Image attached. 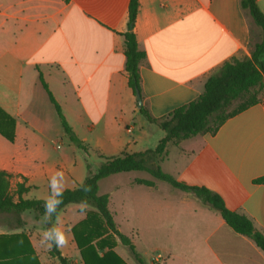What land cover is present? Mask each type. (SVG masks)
Wrapping results in <instances>:
<instances>
[{"label": "crops", "instance_id": "obj_1", "mask_svg": "<svg viewBox=\"0 0 264 264\" xmlns=\"http://www.w3.org/2000/svg\"><path fill=\"white\" fill-rule=\"evenodd\" d=\"M256 1L264 13V0ZM129 3L0 0V107L16 119L14 142L0 135V170L10 175L13 190L18 184L29 188L25 199L45 200L56 170L64 172L65 189L76 188L88 174L74 148L72 160L49 154V143L58 154L67 135L40 74L96 158L92 170L105 158L155 150L166 137L163 130L155 145H146L161 128L140 113L128 85L123 34ZM134 32L145 53L139 66L143 106L155 119L195 101L226 62L250 59L262 36L241 0H139ZM82 155L87 167V154ZM151 162L177 180L220 194L229 209L247 216L264 234V184L255 182L264 177V95L215 133L169 141L163 155H152ZM149 176L104 193L118 230L146 264H264V251L228 226L218 211ZM69 205L59 214L68 234L67 245L59 250L71 264H83L72 229L92 208L77 205L79 218L72 220L66 214ZM15 224L3 217L0 236L24 232L36 257H24L19 246L0 240L1 264L60 263L51 256L52 248L40 243V222L25 223V229ZM116 241L114 252L126 264H139Z\"/></svg>", "mask_w": 264, "mask_h": 264}, {"label": "trees", "instance_id": "obj_2", "mask_svg": "<svg viewBox=\"0 0 264 264\" xmlns=\"http://www.w3.org/2000/svg\"><path fill=\"white\" fill-rule=\"evenodd\" d=\"M241 6L249 11L255 24L262 31L260 42L253 46L251 58L233 59L226 62L218 73L208 78L204 92L195 101L174 110L165 118L155 119L145 106L141 107L140 113L150 123L156 124L167 134L156 149L140 154H124L105 158L100 161L95 170H92L90 162L87 161L88 174L84 182L76 188L65 189L63 203L58 209L59 214L67 205L73 203L89 205L92 208L87 211L86 218L72 229L83 264H126L113 250L117 245L116 238L128 248L139 264H146L136 251L131 239L118 230L109 209V196L99 192V185L103 179L114 174L133 171H145L154 179L168 183L183 192L192 193L203 204L218 211L227 225L235 232L250 237L264 251V234L255 228L247 216L229 209L220 194L205 186L190 185L177 180L164 172L160 166L152 162L148 164L152 155L156 157L163 155L169 141L187 139L197 134L215 133L229 117L261 101V96H258L257 93V97L250 96L249 101L237 109L228 110L238 98L249 94L251 89L264 86V13L256 0H241ZM138 9L139 0H130L128 31L123 34L128 85L134 95L136 91L140 92L139 66L145 58V53L138 48L134 32ZM40 81L55 107L64 133L74 146L88 155L86 145L69 124L42 74H40ZM0 135L10 142H14L16 136V119L1 107ZM255 182L264 184V177L255 180ZM136 183L146 186L155 185L153 180L144 179H137ZM28 190L29 188L24 184H18L13 190L10 175L0 170V214L14 218L16 228H20L24 224L21 215L25 211H33L36 219L44 216V200L25 199L23 194ZM54 222L53 218L51 223ZM49 226L46 223L45 229ZM0 240H9L19 246V254L24 257H36L31 242L24 232L0 236ZM105 249L106 251L100 255V251ZM50 254L57 258L60 264H69L68 259L61 254L59 249L53 247ZM1 261H3L2 258H0V264Z\"/></svg>", "mask_w": 264, "mask_h": 264}, {"label": "rangeland", "instance_id": "obj_3", "mask_svg": "<svg viewBox=\"0 0 264 264\" xmlns=\"http://www.w3.org/2000/svg\"><path fill=\"white\" fill-rule=\"evenodd\" d=\"M257 93H258V96H263L264 95V86L262 88H253L251 89L250 93L247 94L245 97H240L238 98L233 104L232 106L228 109L229 111H232L234 109H237L240 105L246 103L249 101V98L250 96H253L255 95L257 97ZM156 126V125H155ZM156 130V129H155ZM159 131H155L153 134H152V138L150 137V140L149 142H146V145L147 146H153L155 145L156 142H154L156 139H157V135H164L165 132L162 130V129H158ZM159 132V133H157ZM63 140H60V143H61V146H62V149L58 150V154H53V153H56L53 149H52V145L49 143L48 145V151H49V154L51 156H57V155H60V154H63V155H68L69 158L74 159V155L72 154V151L70 148H74V150L77 152L76 153V157L78 158V160L82 159L83 162H84V171L86 173L87 171V167H86V163H85V160H84V155L83 154H86L84 151H82V153L72 144H70L69 142V139L67 136H65L64 138H62ZM86 156V155H85ZM96 158L93 156V155H90L88 154L86 156V160L88 162H92L94 163L93 160H95ZM150 160H148V164H150ZM136 177H143V178H150L149 174L146 173V172H128V173H119V174H114V175H111L109 176L108 178H105L103 179L101 182H100V185H99V191L100 193L104 194V193H108V192H111L112 190H114L115 188H123V187H126L129 185V183ZM168 186V185H167ZM79 205V204H76V203H73L71 205H69V207H67V211H66V214L70 216V218L72 220L74 219H78L79 218V215H77L76 211H75V207ZM1 215V214H0ZM8 218V219H14L12 217H8L6 215H1L0 216V220L2 218ZM23 221H24V224H29V223H39L41 224V228L42 229H45V226H46V223L43 219L44 216L40 217L39 219H36L35 218V213L33 211H25L24 213H22L21 215ZM119 219V218H118ZM23 228L22 229H25V226H22ZM123 230H128L129 228L127 226H123L122 227ZM121 250H124L126 252H130L126 247L124 246H121ZM60 264V263H59ZM69 264H71V262H69Z\"/></svg>", "mask_w": 264, "mask_h": 264}, {"label": "clouds", "instance_id": "obj_4", "mask_svg": "<svg viewBox=\"0 0 264 264\" xmlns=\"http://www.w3.org/2000/svg\"><path fill=\"white\" fill-rule=\"evenodd\" d=\"M49 194L45 198L44 221L50 226L42 230L40 233V243L47 249L53 247L63 248L68 243V234L60 222L59 206L63 203V195L65 191V175L62 170L54 171L48 180ZM86 191L88 189H85ZM55 223H51L52 219Z\"/></svg>", "mask_w": 264, "mask_h": 264}, {"label": "water", "instance_id": "obj_5", "mask_svg": "<svg viewBox=\"0 0 264 264\" xmlns=\"http://www.w3.org/2000/svg\"><path fill=\"white\" fill-rule=\"evenodd\" d=\"M135 97H136L138 108L143 107V99H142L141 93L139 91H136Z\"/></svg>", "mask_w": 264, "mask_h": 264}]
</instances>
